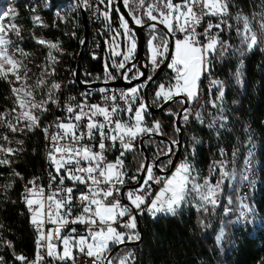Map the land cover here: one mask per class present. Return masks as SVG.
<instances>
[{"label": "snow or ice", "instance_id": "1", "mask_svg": "<svg viewBox=\"0 0 264 264\" xmlns=\"http://www.w3.org/2000/svg\"><path fill=\"white\" fill-rule=\"evenodd\" d=\"M85 4L87 0H84ZM103 3V0H100ZM129 0H124L125 6ZM163 8L159 15H154L157 6L149 4L144 15L148 20L154 23L147 25L150 31V38L147 40V49L149 53V61L153 66V70L162 62L159 58L164 57L169 50V40L161 39L155 34L157 24H162L167 29L168 34L176 32L182 33L183 38L175 40V52L172 55L171 62L168 67L175 72L174 85L165 86L161 84L155 93L153 104H159L172 100L174 96L183 95L186 99L180 103H192L199 99V83L204 72L210 71L211 57L216 55L224 58L229 54L231 45L226 40L221 39L223 26L227 24V18L231 17L230 0H180L174 3L173 0H161ZM144 0H140L143 6ZM33 12L35 9L32 10ZM18 15L15 8H10L7 12L0 15V79L8 81L9 84H19V87L13 86L11 89L14 99V107L8 111L0 112V127H6L9 132H32L41 129L44 133L45 140L48 141V151L46 159L49 167L53 169L49 172L48 190L37 182L40 179L35 177L28 180L24 186L23 201L30 215V223L38 232L36 239V256L33 261H27L24 255H16L15 259L21 264H40L44 259L41 249L46 247L47 256L53 257L61 261L75 260L73 250L85 254L88 258H92V264H113V259L108 257L112 245L123 244L125 240H139L140 236L135 232H120L114 227L120 224L121 227L129 230L136 228V215L134 213H143L146 209L153 217L158 213H167L175 215L181 205L186 202V197L190 192H195L202 202L201 207L211 204L215 207L218 203L213 197L219 195L220 185L229 173L223 170L221 164V180L215 185L211 184L207 179L203 184L195 182L193 176L194 167L187 159L175 166V170L171 176L161 178L153 175V167L141 163L138 172L146 171L147 177L143 183L134 190L126 193L121 192L126 173L123 171V157L127 152L134 149V141L137 136L144 133L162 134L161 124L159 121L153 123L151 127L144 126V118L148 113V105L141 99L139 106L135 108L134 123L114 119L117 113L116 106L102 107L100 105H86L81 103L73 106L71 103L65 105V111L68 114L66 121L60 117L56 118L54 126L57 129L55 133L49 132V127L41 126V117L49 111V105H57L59 101L56 98V92L61 88L57 82H49L47 76L54 74L56 57L53 50L61 51L58 42L46 41L44 39L35 38L36 43L45 45L49 51L47 54V63L43 65L44 71L35 84L29 85L27 81L30 79L27 64L24 63L29 57V53L20 48L11 38L10 34H14L18 39H23L21 35V26L16 24L15 17ZM108 18V13H104ZM260 16L259 26L261 33H264V12L258 14ZM11 17L12 20L5 24L4 18ZM208 17L217 18L218 22L213 23ZM255 18V16L253 17ZM235 19L243 22V30L237 29V35L241 36V44L246 46L247 51H251L255 46L264 41V35H258L252 30L251 21L247 15L237 13ZM32 23L42 24L38 15L31 17ZM133 21L138 26H144L142 18L133 16ZM206 24V26H205ZM120 27L123 32H117V35H123L130 41V47L127 54L123 56V60L118 65H114L117 71L125 69L126 62L133 57L136 51L137 43L135 33L130 29L129 22L124 16H120ZM203 27V32L197 29ZM229 29L231 24H228ZM217 30L213 34V30ZM115 39V38H114ZM160 40L159 43H156ZM203 40V42H202ZM83 43V41H81ZM19 54L22 59H17ZM244 51L241 50V55ZM113 55H121L120 52L113 51ZM135 67V66H133ZM51 68V71L48 69ZM23 74L21 75V72ZM132 69H126L121 73L125 80L139 79L144 75L137 69L136 75L129 78L128 73ZM105 76L108 79H114L105 65ZM237 80L240 79L239 70L236 72ZM14 78V79H12ZM152 80L149 75L144 83L132 87L128 92L121 93V98L128 102L127 98L132 97L134 103L138 91L145 87ZM213 87H219V95L215 100H222L224 96V86L221 81H211ZM46 89V92L43 90ZM41 90V98L36 99V92ZM101 92L105 91L100 89ZM70 99H75L74 97ZM107 99V97H106ZM116 99L115 96L112 97ZM212 101V106L217 107L216 102ZM87 108V111L85 110ZM129 113L133 111L131 104L127 109ZM183 121L189 120L191 114L188 109H182ZM170 115L173 113L169 112ZM102 117V121L96 119ZM195 118L200 120L201 115L196 113ZM83 130L80 128L82 121ZM15 121V123H13ZM22 125V127H20ZM212 127V125H209ZM175 132L179 133L180 128L174 125ZM98 143L89 146L83 144L82 141H96ZM0 139L10 142L7 134L0 135ZM195 141V137H193ZM65 141H67L65 143ZM198 142V141H196ZM23 140H17L18 145H23ZM119 144L120 154L114 162L106 160L105 153L110 148H115ZM172 145L179 146V140L173 139ZM98 149V150H96ZM22 151V148L15 149L6 144H0V166H11L9 156L16 152ZM172 152L170 148L168 155ZM168 163H172L169 160ZM167 165L161 167V171H165ZM2 175V174H0ZM12 177L23 179V176L15 169L12 170ZM247 177H245L246 179ZM133 180L136 177H132ZM69 181L73 186H65V182ZM149 181L162 184L163 187L159 192L154 194L151 192ZM191 184V188H189ZM75 185H84L86 191L76 194ZM12 187V183L0 185V188L8 190ZM126 197L128 204L122 205L117 197ZM151 198V203L147 204L146 199ZM143 206V207H142ZM79 208V214L73 216L74 208ZM241 217L245 213L241 212ZM128 217L127 222H122L121 218ZM45 224H51L54 227L44 231ZM69 225H84L85 235L73 236L76 228L69 230L68 236H62V231L67 229ZM3 225H0L2 228ZM223 232L221 233V237ZM221 237H218L219 240ZM53 239L61 240L63 243L62 254L58 252L57 246L52 243ZM47 241L45 245L43 242ZM8 247H12L10 241H4ZM130 255V254H128ZM128 255L120 258L119 264H125ZM0 264H3V257H0Z\"/></svg>", "mask_w": 264, "mask_h": 264}, {"label": "trees", "instance_id": "2", "mask_svg": "<svg viewBox=\"0 0 264 264\" xmlns=\"http://www.w3.org/2000/svg\"><path fill=\"white\" fill-rule=\"evenodd\" d=\"M61 2L63 0H49V5L45 6L43 0H4V9L1 12L3 14L10 8H15L18 13L14 22L21 26L23 39L17 38L15 43L30 54L25 63L30 69L29 75L33 76L40 70L48 49L45 45L37 44L34 37L59 43L61 51L54 50L55 72L47 76L49 82L58 83L63 82L68 69L73 65L83 35L81 17L79 11L73 6L72 0H70L71 11L67 17H60L54 13L56 4ZM173 2L179 3L180 0H173ZM149 4L157 6L156 11L153 12L154 15H159V11L165 10L161 0H144L143 6L140 5V0H129L126 9L131 17H140L146 23L149 20L144 13ZM230 4L231 17L228 21L231 28L228 27L221 37L231 45L230 52L222 59L216 55L212 56L209 65L210 75L214 80L221 81L224 86V96L218 109L222 117L228 119V126L223 131V137L209 138V149L204 145L205 141L208 142L209 136L197 130L196 134L202 143L197 146L195 159L202 165L209 151H215L219 146L228 148L232 144H240L245 133L251 132L250 136L256 140V150L252 152L253 165H251L254 173H257L258 181H253L255 193L249 201L246 225L241 227L236 221L239 204V201L236 204L237 189H231L224 184L219 191L223 195L215 207L211 204L203 207L189 205L177 211L175 215L158 213L155 217L145 220L139 227L141 231L139 243L117 248L110 256L113 264H118L120 258L129 252H132L130 264H264V41L251 51H247L246 46L241 44V36L237 35L238 28L243 30V22L235 19L237 13L247 15L251 21L252 30L258 35H264L260 31L258 15L264 12V0H230ZM33 9H35L34 12ZM33 15L40 16L42 24L34 25L31 20ZM112 18L117 19L114 12L110 19ZM11 20L12 18L8 17L4 18L3 22L7 24ZM150 31L149 28L143 29L145 59L148 56L147 40L150 38ZM155 34L161 39L166 38L164 32L158 27ZM171 35L174 40L175 33ZM159 42L160 40L156 41V43ZM241 50L244 51L243 55ZM103 53L106 58L104 50ZM163 58L159 59L163 61ZM170 60L171 57L147 88L148 100L152 107H157L162 102L153 104L157 85L174 75L168 67ZM86 65L88 71L101 68L100 62L93 63L88 60ZM238 70L239 81L236 77ZM16 85L0 79V112L8 111L15 106L11 89ZM38 93L42 94L41 90H38ZM180 107V101L174 100L161 110L146 114L147 119L159 121L162 129L160 135L163 138L151 137L143 141L150 160L161 157L162 153L168 149L166 141L177 138L174 117ZM169 112L173 114L170 115ZM44 114L40 122L44 120ZM179 123L182 129L183 114L179 118ZM3 134L10 137V142L0 139V144H6L15 149L22 148V151L8 157L11 161L10 167L0 166V174H2L0 185L12 183V187L8 190L0 188V225H3L0 228V257H3V264H18L16 255L22 254L25 257L34 255L35 243L31 240V228L22 212L19 199H21L27 177L32 176L39 167H42L43 135H41V129L11 133L6 127H0V135ZM17 140H23V145H18ZM172 153L173 151L167 158H161L158 166L167 165L166 169H168ZM133 159V167L137 171L143 163V157L136 151ZM239 167L240 163L237 164V169ZM13 169L19 172L23 179L12 177L10 174ZM195 178L204 181L201 177ZM219 229L223 232V236L217 242ZM4 241H10L12 247H8Z\"/></svg>", "mask_w": 264, "mask_h": 264}, {"label": "built area", "instance_id": "3", "mask_svg": "<svg viewBox=\"0 0 264 264\" xmlns=\"http://www.w3.org/2000/svg\"><path fill=\"white\" fill-rule=\"evenodd\" d=\"M79 3L81 5V11L85 14V20H86V35L84 42L82 44V51L75 56V61L73 65L70 68V82L68 84H61V94L60 96H56V98L59 101V107L55 105V112H47L46 118L44 121L41 122L42 127H49L50 133H55L57 129L54 126V122L56 121L57 117H60L62 120L66 121L67 113L65 111V105L71 103L73 106L79 105L81 103H84L88 106L90 105H100L102 107H108L109 110L111 107L116 106L118 108V111L116 114H114V119L121 120V121H127L129 123H134V116H135V108L139 106V103L142 97L141 89L138 91L137 98L135 102H132V97L129 96L127 98L128 102H126L125 99L121 98V93L128 92L132 87L138 86L140 84H135L130 87H122V86H97L88 88L87 90L81 89L77 86L75 79H74V73L75 69L77 68L79 79L82 83L89 85L94 82H109L112 81L119 76L123 79V75L120 74V71L112 70V74L114 79H108L105 74L103 73V59L105 51V41H109L111 38V34L113 33V29L117 27L118 20L116 18L110 19L109 22L105 21L104 18L101 16V7L99 6L98 2L96 0H87V3L85 4L84 0H79ZM207 19H211L213 23L218 22L217 18L214 17H208ZM230 22L227 18V24L223 26V32L220 34L221 37L225 30L228 28V24ZM206 26V24H205ZM198 32H203V27H199L197 29ZM217 30H213V34H216ZM175 38H183V34L176 32ZM203 42V40H202ZM90 60L93 63L100 62L101 68L100 70H94V71H88L86 69V61ZM146 72L147 77L151 75L155 70H153V66L150 63L149 59H146ZM131 69V65L127 66L123 72L126 71V69ZM157 68V67H156ZM155 68V69H156ZM122 72V73H123ZM137 69L132 68V71L128 73L129 78L136 75ZM130 80V79H129ZM213 77L210 75V72H204L201 76V80L199 83V99L192 103H187L186 109L190 111L189 120L187 123L183 121V128L181 129L180 133V144H179V151L178 156L173 164V167L170 170H165L166 172L161 171V167L158 166V163L162 160L160 159L157 163L154 162V160H150L148 157L146 165L153 167V175L161 178H165L168 176H171L172 172L175 170V166L179 165L182 161L187 159L189 163H191V147H197L199 146L202 141L199 138V136L196 134L197 130L199 133L209 136L208 142L205 141L204 145L207 149H209V138L215 139L219 137H223V131L228 126V119L225 117H222V113L219 112L218 107L221 106L222 100H215V98L219 95V87H213L211 84V81H213ZM128 81V80H125ZM100 89H104L105 91L101 92ZM115 96L116 99L113 100L112 97ZM74 97L75 99H70ZM107 97V99H106ZM216 102L217 107L212 106V101ZM129 104H131V107L133 108V111L129 113L127 111ZM87 111V108L85 109ZM199 112L201 115V119L203 120V123L200 122V120H197L195 118L196 113ZM184 115V113H183ZM96 119L102 121V117H97ZM156 122L154 120H150L144 118V126L151 127L153 123ZM87 121H82L80 124L81 130H83L84 124H86ZM209 125H212V127H209ZM196 127V132H195ZM181 128V127H180ZM152 134L157 133H144L135 139L134 143V149L132 151H129L126 153V155L123 157L124 160V168L123 171L126 173L124 180L125 183L120 186L122 189V193H126L129 190L136 189L139 185L134 187H129V185H133L138 178L139 172L135 171L133 165H134V159L133 156L136 153V151L139 152L138 144L139 140L145 136L149 135V138H151ZM41 135H44V133L41 130ZM193 137H195V141L193 140ZM249 138H250V132H246L243 141L240 144H232L230 147L225 148L224 146H219L216 148L215 151H212L208 153V156H206V161L202 164V173L201 178L203 180L207 179L211 184L215 185L219 180H221V164L223 165V170L229 173V166L232 165V163H240V171L239 173L243 174V182L240 188H237L236 191V198L237 202L240 201V199H247L251 195V189H252V182L257 181V173H252V171H247V164L250 163L251 155H246V147L249 145ZM147 139V138H145ZM144 139V140H145ZM143 140V141H144ZM198 141V142H196ZM225 141V139H224ZM67 141H65L66 143ZM83 144H87L89 146H92L95 143H98V138L96 141H89L84 140L82 141ZM205 149V148H204ZM98 150V149H96ZM48 151V141L45 140V162L42 165V167H39L37 171L33 174H37L40 178L38 180V184L42 185L46 190H48V181H49V172L52 171L49 167V162L46 159V154ZM120 147L119 144L115 148H110L105 153L106 160L109 162H114L116 157L120 154ZM257 154V152L255 153ZM169 164V163H168ZM230 175V173H229ZM30 176V175H29ZM29 176L26 179L29 180ZM132 177H136L135 180L132 179ZM147 177V172H143V176L141 178V181L139 184L143 183V180ZM245 177H247L245 179ZM226 178H224L225 180ZM223 180V182H224ZM151 192L154 194L155 192H159L160 189L163 187L162 184L154 183L153 181H149ZM65 186H73L71 182L66 181ZM76 188V194L78 195L79 192L82 191V187H85L84 185H75ZM120 199L122 205H127L128 201L126 197L120 196L117 197ZM151 196L146 199V203H151ZM213 199H217V196L213 197ZM123 200L126 201V203L123 202ZM19 203L22 207V212L25 215V218L28 221V224L31 228L30 236L33 243H36V239L38 236L37 230L34 228V226L30 223V213L28 212L27 207L25 206V203L22 199H19ZM143 207V206H142ZM245 213L243 216V220L241 222V227H244L247 221V206L246 209L242 211ZM79 214V208H74L73 216H76ZM136 215V228L134 230L125 229L120 226V224L114 225V227L117 228V231L120 232H137V225L140 227V224H142L145 220L153 218V216L145 209L143 213L136 212L134 213ZM122 222H127L128 217L121 218ZM54 227L51 224H45L44 231L47 233V230ZM76 228V233H72L73 236H80L85 235V226L84 225H69L67 229H64L62 231V236H68L69 230L71 228ZM125 242H129L125 240ZM45 245L47 244V241L45 240L43 242ZM52 243L57 246V251L62 254L63 252V243L61 240L53 239ZM114 245L111 246V248ZM41 254L44 256V259L40 262V264H92V258H88L85 254H81L77 250H73V255L75 256V260H67V261H61L58 259H54L53 257L47 256L46 247L41 249ZM127 254H132V252H129ZM36 255H30L27 256V261H33L35 259ZM18 264H21L19 261ZM106 264V262H105Z\"/></svg>", "mask_w": 264, "mask_h": 264}, {"label": "water", "instance_id": "4", "mask_svg": "<svg viewBox=\"0 0 264 264\" xmlns=\"http://www.w3.org/2000/svg\"><path fill=\"white\" fill-rule=\"evenodd\" d=\"M74 1L76 2L77 0H74ZM114 3L117 6L120 14L123 15L124 18H125V20H127L129 22V27L135 33V39H136V43H137L136 51L133 54V57L130 58V60L126 62V67L129 66V65H131V69L132 68H136L140 72H143L144 75L141 76L139 79H130L128 81L123 80L119 76L118 78H116V79H114L112 81H109V82H94V83H91L89 85H86V84H84V83H82L80 81L79 76H78V72H77V69H76L75 70V73H74V79H75V82H76L77 86L80 87L81 89L87 90L88 88L97 87V86H122V87H130V86H133L135 84H142L147 79V72H146V64H147V61H146V59L144 57V54H143V48H144L143 29L148 28L147 25L152 24L154 22L149 20L148 22L144 23V26H138V25H136L134 23L133 17H131V15L129 14V12L127 11L126 6L124 4V0H114ZM79 14H80V17H81V23L83 25L82 41L84 42L85 35H86V20H85V14L80 9H79ZM157 27L160 28L164 32V34L166 36V39L169 40V45L170 46H169L168 53H166L165 56H164V58H163V61L159 64V66L151 74L152 80L149 81L146 84L145 87L141 88L143 101L148 105V112L149 113H154V112H157V111L161 110L164 106H166L171 101H174V100L181 101V100L186 99V97L183 96V95L174 96L172 100H169L167 102H161V104L158 105L157 107H152L151 104H150V102H149V100H148L147 88H148L149 84L155 79V77L161 72L162 68L167 64L168 60L170 59L171 52H172V44H173L172 35L167 33V29L164 28V26L162 24H157ZM82 44L83 43L80 44V48H79L78 54L81 51ZM133 66H135V67H133ZM124 70L125 69H120L119 70L120 71V74ZM186 106H187V103L181 104V107L178 109V111H177V113H176V115L174 117V125L175 126H178L179 128H180L179 118L183 114L182 109H185ZM180 133H181V128H180V132L177 133V138H176V140H179V144H180ZM151 137L158 138V139H163L160 134H152ZM145 138H149V135H145V136H143L139 140L138 149H139V152L141 153V155L143 157V163L146 165L147 160H148V156H147V153H146V151L144 149V146H143V140ZM166 142L168 144V149H167V151L165 153H167L170 148L173 151L172 156L170 158V160L172 161V163H169L168 164V169H167V170H170L173 167V164H174V162H175V160H176V158L178 156L179 146L177 147L175 145H172L171 144V141H166ZM169 155H170V153L168 155H164L163 154L161 157H158L157 159H155L154 162L157 163L161 158H167ZM166 171H163V172H166ZM143 172L144 171L139 172L137 181L133 185H129V187H134V186L139 185V183L141 181V178L143 176ZM121 192H122V189H121ZM123 202L126 203L125 200H123ZM137 232H138V234H139V236L141 238V231H140L138 225H137ZM139 241H140V239L139 240L129 241V242H124L123 244H119V245H114L111 248V251L108 253V257L110 258L111 254L117 248H119L121 246H132V245H135V244L139 243Z\"/></svg>", "mask_w": 264, "mask_h": 264}, {"label": "rangeland", "instance_id": "5", "mask_svg": "<svg viewBox=\"0 0 264 264\" xmlns=\"http://www.w3.org/2000/svg\"><path fill=\"white\" fill-rule=\"evenodd\" d=\"M96 1L99 3V5L101 7V10H100L101 16L105 19V21H107V22L110 21L112 12H114L117 15L118 25H117L116 28L113 29V33L111 34L110 40L109 41H105V54H106V58L103 59V63H102V65H103V73L105 74V65H107L108 71L113 76L112 70L114 69L115 71H117V68L114 65H118L119 62L123 60V56L125 54H127V49H128V47H130V41L126 37H124L123 35H117V32L122 33L123 32V29L120 27V16H121V14H120L117 6L114 3V0H103V3H101L100 0H96ZM3 2H4V0H0V15H2L1 12H2V9H4ZM43 4L45 6H48L49 5V0H43ZM72 4H73V0H72ZM71 6L72 5H71L70 0H63V2L56 4L55 9H54V13L57 14V15H59L60 17H67L69 15V12L71 11ZM73 6H74V4H73ZM164 11H166V9ZM106 12L108 13V18L107 19L105 18V15H104V13H106ZM10 38L14 42H17V37L14 34H10ZM176 39L177 38H174V40H176ZM48 51H49V49H47V51H46V57H45L44 61L41 64L40 70L37 71L36 74L33 75V76L29 75L30 79L27 81V83L29 85L35 84V81L38 78H40L42 72L44 71L43 65H45L47 63V59L46 58H47ZM113 51L120 52L121 55H113ZM53 55H54V50H53ZM16 58L17 59H22V57H20L19 54H17V57ZM170 62H171V60H170ZM24 63H26V60H24ZM48 71H51V68H49ZM22 74H23V71L21 72V75ZM175 75L176 74L174 72V77H175ZM175 83H176L175 79H172V80L167 79L166 82L161 83V84H164L165 86H170V85H174ZM159 86H158V88H159ZM16 87H19V84L18 83H17ZM240 88L242 89V84H241V87ZM43 92H46V89H44ZM40 98H41V94L39 95V93L37 91L36 92V99L39 100ZM20 127H22V125H20ZM231 171H233V172H231ZM239 171H240V167L238 169H230L231 176L226 177V180H225V182H226L227 181V178H228V181H227L228 183L227 182L226 183L223 182V185L226 184L231 189L232 188H236V189L237 188H240V186H241V180L242 179H240L241 176L239 177V175L241 174V173H239ZM236 172H238V173H236ZM197 177H200V176H197ZM238 179L240 180V183H238ZM195 182L200 183V184H203L204 183V181L197 180L196 178H195ZM189 188H191V184H189ZM222 195L219 192L218 200H217L218 203H219ZM201 203L202 202L199 200L197 194L195 192H190L187 195V197H186V202H184L177 211H181V210H183L184 208H186L189 205L200 206ZM248 207H249V205H248ZM238 209H239V205H238ZM238 217L239 216L237 215L236 221L238 220ZM221 233H222V231H221V229H219L218 232H217V237H216V241L217 242H219V240L221 239V238L219 240L217 239L218 237H221ZM126 255H128V254H126ZM131 261H132V256L131 255H128V259L125 262V264H130ZM118 264H119V261H118Z\"/></svg>", "mask_w": 264, "mask_h": 264}, {"label": "bare ground", "instance_id": "6", "mask_svg": "<svg viewBox=\"0 0 264 264\" xmlns=\"http://www.w3.org/2000/svg\"><path fill=\"white\" fill-rule=\"evenodd\" d=\"M73 4H74V7H75V9H77L78 11H79V9L81 10V5H80V3H79V0H77L76 2L73 0ZM81 41H82V37H81V39H80V44H81ZM81 51H82V47H81ZM80 51V52H81ZM71 68V67H70ZM70 68L68 69V71H67V76H66V78L63 80V82L62 83H59L60 85L61 84H68L69 82H70ZM60 94H61V88H60V90L58 91V92H56V96H60ZM48 112H55V105H49V111ZM45 115V118H46V115H47V112L44 114ZM45 118H44V120H45ZM43 120V121H44ZM248 130V129H247ZM251 133V132H250ZM255 141L256 140H254V138H253V136H250V138H249V145H247V147H246V155H252V152H253V150L255 149L256 150V145H255ZM253 142V143H252ZM257 144V143H256ZM196 150H197V147H191V164L193 165V167H194V172H193V176H195V177H197V176H200L201 177V173H202V165H200L199 163H198V161H196V159H195V157H196ZM42 154H43V164H44V162H45V136L43 135V147H42ZM253 159V158H252ZM251 158H250V163H248L247 164V171H252V173H254V171H253V167H252V163H251ZM42 164V165H43ZM252 164V165H251ZM230 169H237V163H232V165H230L229 166V173H230ZM238 171V170H237ZM231 172H233V171H231ZM236 173H238V172H236ZM229 176H231V174L229 175ZM228 176V177H229ZM241 176V178L240 179H242L241 180V185H242V182H243V174H241L240 175ZM35 177H38V175L37 174H32V176L30 175V177H29V180H32L33 178H35ZM226 180V179H225ZM225 180H224V182H225ZM227 181H228V178H227ZM226 181V182H227ZM236 181V180H235ZM257 181H258V176H257ZM225 182V183H226ZM237 182V181H236ZM38 183V182H37ZM228 183V182H227ZM238 183H240V180L238 179ZM221 185H223V183L221 184ZM220 185V186H221ZM228 186V185H227ZM241 187V186H240ZM82 191H86V187H82ZM219 191H220V189H219ZM24 193V190H22V193H21V199L23 198V196H22V194ZM255 193V189H253V182H252V189H251V195L248 197V201H247V199H240V201H239V209H238V220H237V223H238V225L239 226H241V222H242V220H243V217H241V212L243 211V210H245L246 209V206H247V215H248V210H249V207H248V205H249V200L252 198V196H253V194ZM216 200H218V196H217V199ZM247 222V221H246ZM246 225V224H245ZM36 251H37V249H36V243H35V248H34V255H36Z\"/></svg>", "mask_w": 264, "mask_h": 264}, {"label": "crops", "instance_id": "7", "mask_svg": "<svg viewBox=\"0 0 264 264\" xmlns=\"http://www.w3.org/2000/svg\"><path fill=\"white\" fill-rule=\"evenodd\" d=\"M147 52H148V49H147ZM174 52H175V40H173L172 52H171V53H172V54H171V58H172V55H174ZM148 58H149V53H148L147 59H148ZM171 70H172V69H171ZM172 71H173V70H172ZM169 79H170V80L174 79V75L171 76ZM165 82H166V81H165ZM160 84H161V83H160ZM160 84L157 85L154 94H155L156 91L158 90V86H159ZM162 159H164V158H162Z\"/></svg>", "mask_w": 264, "mask_h": 264}]
</instances>
